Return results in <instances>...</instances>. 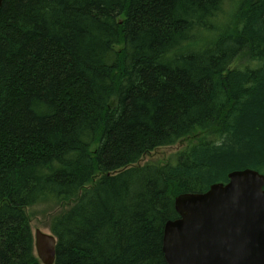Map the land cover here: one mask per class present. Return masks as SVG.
<instances>
[{"label": "trees", "instance_id": "trees-1", "mask_svg": "<svg viewBox=\"0 0 264 264\" xmlns=\"http://www.w3.org/2000/svg\"><path fill=\"white\" fill-rule=\"evenodd\" d=\"M227 1L2 0L0 264L42 204L53 264H167L177 196L264 175V0Z\"/></svg>", "mask_w": 264, "mask_h": 264}, {"label": "water", "instance_id": "water-1", "mask_svg": "<svg viewBox=\"0 0 264 264\" xmlns=\"http://www.w3.org/2000/svg\"><path fill=\"white\" fill-rule=\"evenodd\" d=\"M174 210L163 230L167 264H264V175L230 172L204 193L177 196ZM33 239L40 263L53 264L56 239L39 230Z\"/></svg>", "mask_w": 264, "mask_h": 264}, {"label": "rangeland", "instance_id": "rangeland-1", "mask_svg": "<svg viewBox=\"0 0 264 264\" xmlns=\"http://www.w3.org/2000/svg\"><path fill=\"white\" fill-rule=\"evenodd\" d=\"M238 0H228L223 8V17L222 20L228 19L232 10H233V4ZM243 63H240V61H236L234 63V67H238ZM186 145V142H183L181 144H177L168 148H161L153 153H151L149 156H147L142 163L150 162V163H164L166 162L170 157L175 155L177 152L181 151V149ZM62 210V207L58 205H52V204H42L30 207L26 210L27 215L29 216V219L31 221V230L32 234L34 236L35 232L39 230L40 232L44 234L51 235L48 223L50 217L55 214L56 212H59ZM35 252V251H34Z\"/></svg>", "mask_w": 264, "mask_h": 264}]
</instances>
